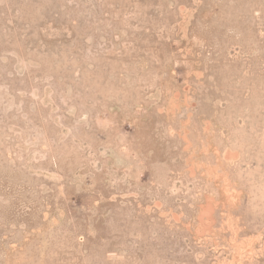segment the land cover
<instances>
[{
  "label": "rangeland",
  "instance_id": "374dc122",
  "mask_svg": "<svg viewBox=\"0 0 264 264\" xmlns=\"http://www.w3.org/2000/svg\"><path fill=\"white\" fill-rule=\"evenodd\" d=\"M0 264H264V0H0Z\"/></svg>",
  "mask_w": 264,
  "mask_h": 264
}]
</instances>
